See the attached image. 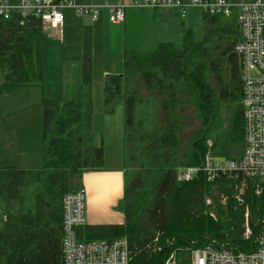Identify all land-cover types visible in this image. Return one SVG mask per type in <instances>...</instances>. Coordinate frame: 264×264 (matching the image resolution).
<instances>
[{"label": "trees", "instance_id": "obj_1", "mask_svg": "<svg viewBox=\"0 0 264 264\" xmlns=\"http://www.w3.org/2000/svg\"><path fill=\"white\" fill-rule=\"evenodd\" d=\"M202 30L200 41L187 33L180 51L171 43L143 53L125 50L122 74L104 82V111L119 104L124 110V223L86 224L76 228V236L81 242L126 238L129 264H163L178 248H183L180 258L223 243L249 252L252 239L242 238L243 208L249 207L252 222L264 216V188L257 197L252 182L240 206L232 180L210 184L202 173L188 182L177 179L178 168L202 166L208 141L218 157L236 160L243 152L236 11L230 17L203 14ZM42 41L38 20L28 18L21 26L16 17L0 19L4 91L42 80ZM63 59L82 64V82L76 101H40L41 167H0V264H63V196L81 188L77 179L84 172L104 168L103 142L96 141L92 128L91 56L69 46ZM219 103L225 105L226 121ZM194 121L196 127L183 138ZM260 227L264 230V224L257 225L254 234ZM155 239L160 251L151 248ZM166 239L173 240L172 247Z\"/></svg>", "mask_w": 264, "mask_h": 264}, {"label": "built area", "instance_id": "obj_2", "mask_svg": "<svg viewBox=\"0 0 264 264\" xmlns=\"http://www.w3.org/2000/svg\"><path fill=\"white\" fill-rule=\"evenodd\" d=\"M128 8L175 9L180 18L186 17L190 8H196L206 15L230 17L236 11L241 31L240 41L234 52L239 58L242 82L241 106L243 110V152L239 159L211 156V142L202 166L180 167L179 181H191L202 173L206 182L216 183L227 178L234 181L238 191L235 196L240 206L244 205V191L252 182L253 193L260 196L264 183V0H0V19L18 18L22 26L28 18L40 22L43 30L51 31L59 41L64 38L65 11L76 16H88L92 23L98 21L102 12L108 13L111 24L119 25L125 20ZM211 154V155H210ZM210 203L207 200V204ZM243 239H252V250L244 251L228 243L219 247L207 245L184 254L173 251L163 264H264V230L253 233L250 226L251 213L244 206ZM87 224L85 218V191L80 188L67 193L62 199V256L63 264H129L131 251L126 238L81 242L76 228ZM264 224V216L259 226ZM172 247L173 240L166 239ZM151 248L160 251L157 240Z\"/></svg>", "mask_w": 264, "mask_h": 264}, {"label": "rangeland", "instance_id": "obj_3", "mask_svg": "<svg viewBox=\"0 0 264 264\" xmlns=\"http://www.w3.org/2000/svg\"><path fill=\"white\" fill-rule=\"evenodd\" d=\"M126 11L128 16H126L125 22L115 26L110 24L108 13L105 10L98 21L94 23L89 20L88 16L79 17L71 10H67L63 42L57 40L51 31L43 30L42 80L31 81L22 88L13 90L11 94L0 92V167L13 164L27 166L30 163H37V148L20 152L19 147L28 145L26 143L30 141H36L37 128H40L41 140L42 106L40 101L42 98L54 100L60 104L76 101L82 82V64L79 61L69 62L63 59V48L69 46L80 48L83 54L91 56L90 93L93 105V131L97 133L98 140H102L108 155L111 154L113 157L116 149H122L123 106L122 104L115 105L111 113L104 111V82L107 76L122 74V57L125 50L143 53L156 46L155 33H153L156 24L154 25L152 21V15L155 12L150 8H133L126 9ZM148 30L150 33L146 36ZM202 37L203 30L196 29L194 40L200 41ZM176 48L181 50V47L177 46ZM4 77L5 73L3 75L0 71V85L4 81ZM221 101L224 102V100ZM219 110L226 121L228 113L223 103H219ZM192 123L183 134V138L196 127L197 122ZM21 126H23V136L16 132ZM211 156L216 155L212 154ZM111 163H113L112 160H105L104 167ZM31 167L38 166L31 165ZM77 181H80V178ZM77 181L75 180L73 183L77 184ZM236 195H238V191H236ZM221 198L222 204H225V197L221 196ZM211 215L213 218L215 217L212 212ZM260 218L254 222L250 221L249 224L251 226L252 223L253 229L256 225L259 227ZM213 241L211 240L212 244L219 246V243ZM178 249L183 250V248Z\"/></svg>", "mask_w": 264, "mask_h": 264}, {"label": "crops", "instance_id": "obj_4", "mask_svg": "<svg viewBox=\"0 0 264 264\" xmlns=\"http://www.w3.org/2000/svg\"><path fill=\"white\" fill-rule=\"evenodd\" d=\"M110 1L114 2L117 0H110ZM128 9H133V8H128ZM151 10L155 12L152 15V21L154 22V25L156 24L155 32L153 31V33H155L156 45L159 43H171L175 47L177 46L178 48L182 47L186 40L187 33H190L194 39L195 30L198 28L202 29L203 13L196 8L188 9L186 12V17L184 19L180 18L178 11L175 9H156V10L151 9ZM126 16H128L127 11H125V19ZM119 25H115V26H119ZM148 33H150L149 30L147 31L146 36L148 35ZM2 73L4 75V72ZM2 84L0 85V92H6L2 89ZM11 93L12 92H10L9 94ZM22 128L23 126L19 127L16 130L17 134L20 136H23ZM94 134L96 141H98L99 138L97 137L98 136L97 133L94 132ZM35 140L36 141L33 142L30 141L29 143H26L28 145L24 147H19V151L25 152L37 148V155H38L37 163L35 164L30 163V165L27 166L15 165V164L6 165V166H14V165L18 167L23 166L21 168L29 169V170L39 169L42 165V156H41L42 146L40 140V128H37V131L35 133ZM103 150H104V161L109 159L112 160L113 163L109 164L108 166H105L103 169L98 171H86L80 177V181H79L80 187L83 188L85 191V218L87 225H92V226L121 225L124 223V214L120 207V200L123 197V190H124V178H123V170H122L123 167L122 149L121 148L116 149L113 157L111 154L108 155L106 153L104 147ZM31 165L38 167H31ZM260 230L261 227L259 231Z\"/></svg>", "mask_w": 264, "mask_h": 264}]
</instances>
